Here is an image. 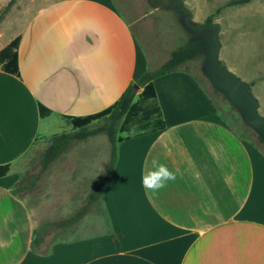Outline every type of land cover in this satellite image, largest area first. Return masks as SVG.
<instances>
[{"label":"crops","instance_id":"crops-1","mask_svg":"<svg viewBox=\"0 0 264 264\" xmlns=\"http://www.w3.org/2000/svg\"><path fill=\"white\" fill-rule=\"evenodd\" d=\"M225 1L189 0L193 20ZM121 4L15 0L0 21V50L19 38L17 73L0 67V165L9 166L0 178V264H264V154L184 69L152 81L164 127L119 142L98 200L75 224L57 227L45 252L33 248V212L13 191L23 156L72 129L68 117L114 104L149 69L133 30L137 17ZM219 19L243 79L264 73V0ZM255 85L264 103V81ZM40 106L50 113L42 117ZM153 158L176 174L155 194L141 183Z\"/></svg>","mask_w":264,"mask_h":264},{"label":"rangeland","instance_id":"rangeland-1","mask_svg":"<svg viewBox=\"0 0 264 264\" xmlns=\"http://www.w3.org/2000/svg\"><path fill=\"white\" fill-rule=\"evenodd\" d=\"M118 5L124 15L130 20L137 17L133 23V30L137 39L144 48L149 58V69L158 68L170 55V53L180 46H183L191 38L197 37L201 40L204 30H190L183 24L182 13L173 6H160L154 8L150 0H120ZM185 7L193 11V6L189 0H184ZM213 10V8H212ZM146 13V14H145ZM201 13H203L201 11ZM204 20H198L203 23ZM215 23H219V39L221 47L219 51V61L221 65L234 71L241 79L244 78L242 72L233 65L231 56L227 55L230 44V34L226 31L224 21L216 18ZM245 55H241L243 58ZM204 53L195 59L186 62L181 69L190 72L203 85L216 109L221 112L225 122L237 133L250 142L253 149H259L264 154V143L259 135L248 125H246L240 112L231 105L225 95L214 89L203 72ZM247 82L250 80L243 79ZM253 94H256V85L253 87ZM259 113L264 115V103L260 101ZM103 123V119L93 121L88 127L94 128ZM70 126L60 130L71 132ZM126 133H121L125 135ZM51 137V136H50ZM50 137L41 143H35L23 156V165L17 174V180L13 185L17 188L22 184L27 175L32 181L31 175H36L40 170V156L47 147ZM256 147V148H255ZM110 144L105 134H98L84 140L74 141L33 183L19 193L25 200L35 220V230L41 229L45 243L36 245L33 248L45 252L51 241L52 235L57 233L56 223L72 215L86 200L88 192L97 182L106 169L109 158ZM99 168V169H98ZM84 169L89 170V174L82 176ZM30 183V182H29Z\"/></svg>","mask_w":264,"mask_h":264},{"label":"trees","instance_id":"trees-1","mask_svg":"<svg viewBox=\"0 0 264 264\" xmlns=\"http://www.w3.org/2000/svg\"><path fill=\"white\" fill-rule=\"evenodd\" d=\"M14 1L15 0H7L0 7V21L3 19L5 13ZM250 1L253 0H227L224 3L215 6L205 17L203 24L211 25L215 23L214 21L216 18H221V15L226 10L246 4ZM221 21L223 20L221 19ZM18 42L19 38L17 37L0 50V67L13 74L17 73L16 51ZM202 53L201 40L197 37L191 38L185 45L173 50L169 57L158 68L154 70H146L141 74L133 83L126 87L120 98L111 106L94 114L82 117H68L72 127L71 132L62 131L51 135L47 147L40 156V170L36 175H31V177H33L32 181L29 180L30 175H27L29 178H25L24 181H22V184L13 190L14 193L19 194L27 188L28 184L37 180L42 172H44L53 161L66 151L72 142L84 140L98 134H105L110 144L106 169L87 194L85 203L68 218L56 223V225L61 228L75 224L89 211L92 204H94L101 196L104 186L116 163L117 144L125 139L137 137L145 133L155 132L164 127L165 124L152 83L153 79L180 70L186 62L195 59ZM262 81H264V73H257L248 82L250 90L253 91L252 86ZM257 99L260 103V99L258 97ZM216 110L221 115V112L218 109ZM40 113L42 117H45L50 111L45 107L40 106ZM100 119H103L101 125L94 128L88 127L93 121ZM121 133L126 134L121 135ZM8 170V165H0V178L5 176ZM43 236V231L41 229H36L34 231L33 242L36 245L40 244L44 239Z\"/></svg>","mask_w":264,"mask_h":264},{"label":"water","instance_id":"water-1","mask_svg":"<svg viewBox=\"0 0 264 264\" xmlns=\"http://www.w3.org/2000/svg\"><path fill=\"white\" fill-rule=\"evenodd\" d=\"M178 0H174L177 3ZM154 7L168 4L167 0H150ZM180 10L184 11L183 24L190 30H210L201 37L202 51L205 56L203 72L212 87L222 92L227 100L241 115L243 122L251 127L264 143V115L259 113L260 103L250 90L247 81L241 79L234 71L223 67L219 61L221 42L219 39L220 25L213 23L206 25L193 20L192 12L184 7L181 0Z\"/></svg>","mask_w":264,"mask_h":264},{"label":"clouds","instance_id":"clouds-1","mask_svg":"<svg viewBox=\"0 0 264 264\" xmlns=\"http://www.w3.org/2000/svg\"><path fill=\"white\" fill-rule=\"evenodd\" d=\"M175 179V172L171 171L166 164L161 163L157 158H153L150 167L142 174L141 183L148 193L155 194Z\"/></svg>","mask_w":264,"mask_h":264},{"label":"flooded vegetation","instance_id":"flooded-vegetation-1","mask_svg":"<svg viewBox=\"0 0 264 264\" xmlns=\"http://www.w3.org/2000/svg\"><path fill=\"white\" fill-rule=\"evenodd\" d=\"M167 1H169V3L168 4H164L163 6H173V7H175L176 9H178L181 13H182V19L184 20V16L186 15V13L184 12V11H181L180 10V6H181V0H178L177 1V3H174V0H167ZM182 2H183V4H184V7H185V3H184V0H182ZM186 8V7H185ZM188 9V8H187ZM182 20V21H183ZM205 32H203V34L204 33H208V32H210V30H204Z\"/></svg>","mask_w":264,"mask_h":264}]
</instances>
